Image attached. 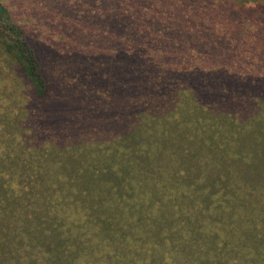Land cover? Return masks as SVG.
I'll return each instance as SVG.
<instances>
[{
  "label": "rangeland",
  "instance_id": "obj_1",
  "mask_svg": "<svg viewBox=\"0 0 264 264\" xmlns=\"http://www.w3.org/2000/svg\"><path fill=\"white\" fill-rule=\"evenodd\" d=\"M0 12L45 80L40 96L0 41L8 262L264 264V0Z\"/></svg>",
  "mask_w": 264,
  "mask_h": 264
},
{
  "label": "trees",
  "instance_id": "obj_2",
  "mask_svg": "<svg viewBox=\"0 0 264 264\" xmlns=\"http://www.w3.org/2000/svg\"><path fill=\"white\" fill-rule=\"evenodd\" d=\"M0 41L6 48L7 52L12 55L22 66L25 75L27 76L29 82L35 87L36 92L38 95L43 96L44 90H45V80L42 76V73L40 72V65L38 62V59L35 55L34 50L30 47V45L27 43L23 31L14 23L6 22L2 16V12H0ZM216 205H214L217 208L223 209L225 206V203L222 199H219V201H216ZM229 216H232L233 213L229 212ZM234 216V215H233ZM213 225L214 223L211 222ZM57 228H54L53 231L56 232ZM34 229L30 228L29 232H33ZM212 237L211 235H208L207 238ZM7 240L6 242H8ZM6 242H0V264H12L8 262L7 258L9 259L8 255H6L4 251V245ZM191 244L193 242L190 241ZM242 244V243H241ZM240 244V245H241ZM195 247H203V242L196 243L194 242ZM242 248V245H241ZM47 255H50V249L47 248L46 251ZM62 255V254H59ZM58 255V256H59ZM51 256V255H50ZM217 256H220V253L217 254ZM221 260L216 261L213 257L210 258L209 263L210 264H221ZM226 263H228L226 261Z\"/></svg>",
  "mask_w": 264,
  "mask_h": 264
}]
</instances>
